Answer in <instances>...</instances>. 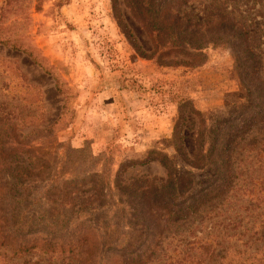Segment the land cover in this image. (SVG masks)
Returning <instances> with one entry per match:
<instances>
[{
    "label": "rangeland",
    "instance_id": "obj_1",
    "mask_svg": "<svg viewBox=\"0 0 264 264\" xmlns=\"http://www.w3.org/2000/svg\"><path fill=\"white\" fill-rule=\"evenodd\" d=\"M19 2L5 35L24 51L0 44V264H262L264 156L240 152L249 137L224 149L264 101L239 37L264 50V0Z\"/></svg>",
    "mask_w": 264,
    "mask_h": 264
},
{
    "label": "trees",
    "instance_id": "obj_2",
    "mask_svg": "<svg viewBox=\"0 0 264 264\" xmlns=\"http://www.w3.org/2000/svg\"><path fill=\"white\" fill-rule=\"evenodd\" d=\"M20 0H5V7L3 10H1V14H0V44L4 45V46H10L13 49L16 50H23V41L20 38H15L14 35H12V33L5 35V33H9V28L10 25H15V24H20L21 22H25L27 20V16L26 13L24 15H21V4L19 2ZM25 1V0H24ZM30 1V0H29ZM27 6V4H26ZM7 14L9 15H14L16 18L13 19L12 21L9 22L8 25H6V27H4V25L6 24V20L5 19V15L7 16ZM19 16V17H18ZM174 21H178L179 18L177 16H174ZM183 19V18H182ZM185 21L187 23H190L192 26L195 27H206L205 24H194L193 20L189 17H185L184 18ZM217 20H219V22H222L224 24H227L229 22L230 19L224 17V16H219L217 17ZM233 22L234 20L231 19ZM198 22V21H196ZM232 24V23H231ZM3 25V26H2ZM207 26L210 25V22L206 24ZM244 36L245 39L247 40L248 43V50H246L245 56L247 59L250 60H254L255 61V65H258V69L263 71L264 68V62L262 61L263 59V49H259V46H254V42L255 40V32L249 30V27L243 31V33L239 34V37ZM238 61V59H237ZM250 106L252 107L254 102H249ZM262 109H261V108ZM256 109H258V112L256 113L257 117L256 120L252 122L251 127H248L244 130V132H241L240 136H237L236 139H234L233 141H231L230 144H227L225 147V151L224 153H228V158L229 159H233L234 155H236V151L239 149V143L243 140H245L247 137H249V139H247V142L244 145H241L242 149L240 150V152L242 151H246L245 155H249L251 156L252 159H256L254 163H258L260 161V159L258 158L259 154H262L264 156V134L260 136L261 131L264 127V101L261 102V104L259 106H256ZM263 111V112H262ZM262 112V115H259ZM263 116V117H262ZM239 152V153H240ZM235 174V173H234ZM236 176V174H235ZM235 176H233L232 172H231V177L225 181L224 186H223V193L222 195H224V197L221 198L224 199L225 196L227 197V193L228 190L230 188H232V190L236 187V179H235V183H234V178ZM264 185V180L262 182V186ZM226 186V188H225ZM172 188V187H171ZM159 195H162L163 198H165L167 201H171V195L172 193L169 194H161L159 192H157ZM229 194V193H228ZM158 195V196H159ZM143 196L142 194L136 195V200L138 201L137 204V209L139 208L141 202H142ZM160 210H163L162 208ZM164 215H159V219L160 221H165V220H177L175 219L174 215H169L167 218L163 217ZM262 235L264 234V231H262L261 233ZM36 246V245H32V248ZM28 247V246H27ZM23 249H26V245H23ZM264 249V243L262 245V247L260 248V250ZM226 249H222L221 252L219 254H217L215 256V258L221 259L222 258V253L225 251ZM259 250V249H257ZM213 254V251H212ZM252 256L256 255V253L250 254ZM264 254H261V259L259 261L262 262V264H264ZM254 258L253 259H246V260H242V261H236L235 263L232 264H245V261H251L252 263L254 262ZM217 264V263H214Z\"/></svg>",
    "mask_w": 264,
    "mask_h": 264
}]
</instances>
